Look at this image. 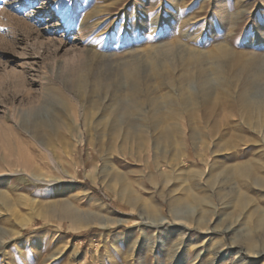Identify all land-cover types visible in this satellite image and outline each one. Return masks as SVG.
<instances>
[{
    "label": "rangeland",
    "instance_id": "rangeland-1",
    "mask_svg": "<svg viewBox=\"0 0 264 264\" xmlns=\"http://www.w3.org/2000/svg\"><path fill=\"white\" fill-rule=\"evenodd\" d=\"M172 45L207 56L213 79L219 58L209 53L220 47L256 56L241 80L228 60L224 71L237 93L245 86L264 102V80H254L264 73V0H0V264H264L260 109L247 118L238 98L235 115L199 104L195 140L189 124L161 143L149 128L140 145L125 140L126 124L111 142L103 132V108L129 84L122 74L109 94L91 95L96 71L109 78ZM85 67L94 70L81 97ZM143 75L146 91L169 90ZM61 112L80 131L60 156L45 133Z\"/></svg>",
    "mask_w": 264,
    "mask_h": 264
},
{
    "label": "bare ground",
    "instance_id": "bare-ground-1",
    "mask_svg": "<svg viewBox=\"0 0 264 264\" xmlns=\"http://www.w3.org/2000/svg\"><path fill=\"white\" fill-rule=\"evenodd\" d=\"M116 21L117 18L111 20L110 27H112ZM175 48L176 47L173 45L167 46L166 48L161 47L151 53L148 61L145 63H141L139 59L135 58L130 62L124 63L122 69L120 66L119 68L121 70H119V73L116 72L117 70L115 71L117 74H113V70L110 71L111 75L109 78L103 77V73L96 71L93 76L91 95L101 97L104 92L107 94L108 91L112 89L111 87L115 86V81L113 82V79L122 74L129 84L126 93L117 90L115 93L113 92L114 98H112L111 104L103 108L105 118L103 122L105 127L103 132L108 131L110 133V142L119 137V131L123 129L121 127L124 124H126L124 129L125 140L136 139L139 145L144 141L142 133L146 132L149 128L157 132V142L161 143L164 141H171L175 135L179 133L177 128L179 126L184 127L185 124L190 125L192 132L191 136L192 139L195 140L197 128L193 124L196 123L199 118L197 114V106L199 104L202 107L210 105L208 107H213L214 110L218 107L222 112L229 111L230 115H235L234 109L237 107L236 98H238L241 107L239 110L244 113L247 118L250 117L256 109H260L264 113V102L255 104L251 99V92L248 87L243 86L237 93L234 89L235 84L233 80L226 76L224 71V60H228L231 62V68L229 69L233 77L241 80L242 77L249 75V73L255 70V65L258 63L256 61V56L247 59L246 54H242L244 58L242 59L227 47H220L215 52L209 53L211 58H219L215 64L213 63V68L215 73H217L216 78L213 79L205 64L207 56L205 57L202 53L196 52L184 54L182 50H175ZM142 64H146V67L148 66V68H150L152 78L149 74L147 78L143 75V70L145 68H143ZM105 68L111 70L108 67ZM177 68L181 70V73H176ZM93 70V68L85 67L75 80L74 86H76L81 97L86 96L85 93L89 84L88 76ZM141 75L145 76L147 81L154 79L155 83H157L156 89L163 88L169 90H165V92L160 95H157L156 91L158 90L152 91L149 87L148 91H146L142 85L143 77ZM254 80L255 82L263 81L264 73L257 71L254 74ZM196 84L201 85V90L196 89ZM207 85H210L211 88L208 87V89H206L205 87ZM118 87H116V89ZM149 92L154 96H149ZM200 94L202 96L200 98L204 100L203 105L198 101V95ZM92 103H94V105L91 106L93 109L101 107L98 102ZM145 103H149L151 110L147 111L144 109ZM166 104L167 108L165 109L164 106ZM247 125L249 126L248 122ZM57 129V132L45 133V136L46 134L49 135L47 144L49 147L47 148L48 151H51L52 148L58 150L64 147L67 148L70 144L69 137L73 135L72 131L76 129L79 130L65 112H61ZM85 129L86 128L81 131V138L78 140L80 143H82ZM101 137L103 138V136ZM99 143L103 146L102 140H100ZM57 153L60 156L62 154L60 150ZM13 163L17 166H23L26 170H30V167L21 160H17ZM54 181L55 180H52V182Z\"/></svg>",
    "mask_w": 264,
    "mask_h": 264
}]
</instances>
